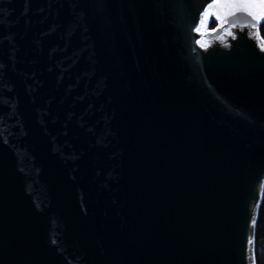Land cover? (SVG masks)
<instances>
[{
    "label": "water",
    "instance_id": "95a60500",
    "mask_svg": "<svg viewBox=\"0 0 264 264\" xmlns=\"http://www.w3.org/2000/svg\"><path fill=\"white\" fill-rule=\"evenodd\" d=\"M263 22L264 0H0V264H254Z\"/></svg>",
    "mask_w": 264,
    "mask_h": 264
},
{
    "label": "trees",
    "instance_id": "16d2710c",
    "mask_svg": "<svg viewBox=\"0 0 264 264\" xmlns=\"http://www.w3.org/2000/svg\"><path fill=\"white\" fill-rule=\"evenodd\" d=\"M257 32L264 42V22L257 27ZM261 190V201L254 232V264H264V182Z\"/></svg>",
    "mask_w": 264,
    "mask_h": 264
},
{
    "label": "built area",
    "instance_id": "2783aa9c",
    "mask_svg": "<svg viewBox=\"0 0 264 264\" xmlns=\"http://www.w3.org/2000/svg\"><path fill=\"white\" fill-rule=\"evenodd\" d=\"M207 17L208 25L212 24L214 22L213 16L210 13H207Z\"/></svg>",
    "mask_w": 264,
    "mask_h": 264
},
{
    "label": "snow or ice",
    "instance_id": "6c2138e0",
    "mask_svg": "<svg viewBox=\"0 0 264 264\" xmlns=\"http://www.w3.org/2000/svg\"><path fill=\"white\" fill-rule=\"evenodd\" d=\"M251 242H252V239L250 238V239H249V243H251Z\"/></svg>",
    "mask_w": 264,
    "mask_h": 264
}]
</instances>
